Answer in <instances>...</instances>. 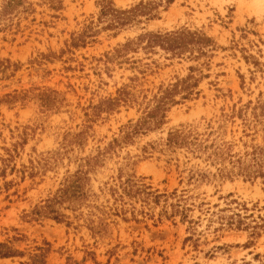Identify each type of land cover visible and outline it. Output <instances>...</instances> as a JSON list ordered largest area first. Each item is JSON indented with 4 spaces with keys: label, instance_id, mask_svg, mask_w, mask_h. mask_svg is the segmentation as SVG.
<instances>
[{
    "label": "rangeland",
    "instance_id": "1",
    "mask_svg": "<svg viewBox=\"0 0 264 264\" xmlns=\"http://www.w3.org/2000/svg\"><path fill=\"white\" fill-rule=\"evenodd\" d=\"M0 264H264V0H0Z\"/></svg>",
    "mask_w": 264,
    "mask_h": 264
},
{
    "label": "trees",
    "instance_id": "2",
    "mask_svg": "<svg viewBox=\"0 0 264 264\" xmlns=\"http://www.w3.org/2000/svg\"><path fill=\"white\" fill-rule=\"evenodd\" d=\"M190 36H195L192 33H167L165 35L162 34H150V43H160L165 48H177L181 43H189Z\"/></svg>",
    "mask_w": 264,
    "mask_h": 264
}]
</instances>
